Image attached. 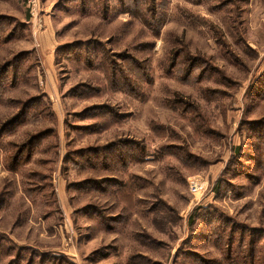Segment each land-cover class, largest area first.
Returning <instances> with one entry per match:
<instances>
[{"label": "rangeland", "instance_id": "1", "mask_svg": "<svg viewBox=\"0 0 264 264\" xmlns=\"http://www.w3.org/2000/svg\"><path fill=\"white\" fill-rule=\"evenodd\" d=\"M26 19L0 0V264H264V0Z\"/></svg>", "mask_w": 264, "mask_h": 264}, {"label": "built area", "instance_id": "2", "mask_svg": "<svg viewBox=\"0 0 264 264\" xmlns=\"http://www.w3.org/2000/svg\"><path fill=\"white\" fill-rule=\"evenodd\" d=\"M41 0H23L25 5L26 15L30 23L34 26H38L40 23L39 19V7ZM189 189L192 194L198 193L206 186V180L200 176H193L188 179Z\"/></svg>", "mask_w": 264, "mask_h": 264}, {"label": "trees", "instance_id": "3", "mask_svg": "<svg viewBox=\"0 0 264 264\" xmlns=\"http://www.w3.org/2000/svg\"><path fill=\"white\" fill-rule=\"evenodd\" d=\"M15 119H16V118H14V120H11L9 123L4 124V125L1 127V129H0V134H2V132H4L6 126H8V125L10 126V125L14 124V123L16 122Z\"/></svg>", "mask_w": 264, "mask_h": 264}, {"label": "crops", "instance_id": "4", "mask_svg": "<svg viewBox=\"0 0 264 264\" xmlns=\"http://www.w3.org/2000/svg\"><path fill=\"white\" fill-rule=\"evenodd\" d=\"M26 18H27V15H26ZM26 20H28V18H27ZM26 23H27V22H26Z\"/></svg>", "mask_w": 264, "mask_h": 264}]
</instances>
